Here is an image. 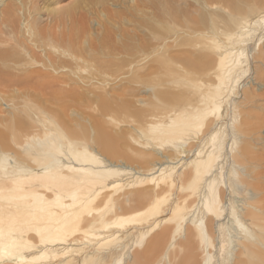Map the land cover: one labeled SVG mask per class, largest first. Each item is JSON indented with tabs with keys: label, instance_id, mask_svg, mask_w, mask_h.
I'll use <instances>...</instances> for the list:
<instances>
[{
	"label": "bare ground",
	"instance_id": "bare-ground-1",
	"mask_svg": "<svg viewBox=\"0 0 264 264\" xmlns=\"http://www.w3.org/2000/svg\"><path fill=\"white\" fill-rule=\"evenodd\" d=\"M62 1L0 0V264H173L182 237L199 264H264L259 128L235 102L264 0Z\"/></svg>",
	"mask_w": 264,
	"mask_h": 264
},
{
	"label": "rangeland",
	"instance_id": "rangeland-1",
	"mask_svg": "<svg viewBox=\"0 0 264 264\" xmlns=\"http://www.w3.org/2000/svg\"><path fill=\"white\" fill-rule=\"evenodd\" d=\"M72 1H74V0H63L62 2H61V4H60V6H63V5H67V4H69V3H71ZM125 2H130L131 0H124ZM151 1V0H150ZM127 2V3H128ZM53 6H49L48 7V9H51ZM117 10L116 11H118L119 9L118 8H116ZM113 10H115V8H113ZM192 11H193V9H192ZM43 12V18L42 19H46L47 18V11L45 10V8H44V10L42 11ZM260 15H262V14H260ZM127 19L129 18L128 16L126 17ZM171 35V34H170ZM251 49L252 50H250V51H248V55H249V58H250V61H251V63H250V74H249V78L245 81V82H243V84H241V86L239 87V93H238V95L235 97V102H236V104L238 105V110H240L241 111V113L243 114V113H246L245 114V116H247V115H251V117H252V119H251V121H252V123L255 125V126H257L258 128H259V131H258V129H257V132H256V134L253 136L254 138H258V140L259 141H255V147L256 148H254V150H255V153L258 155L257 157V163L256 164H253V165H249V168H248V170H250L251 169V171H249L250 172V174H251V177H248V179H247V181L249 182L250 180V182L249 183H254L256 180L255 179H253V177H254V174H255V172L258 174V180H259V185L262 187V188H260L261 189V191H262V196H264V125H262V123L264 124V95L263 96H259V97H256V98H252V100L253 101H247L246 100V98H244V93L245 92H251L252 90L255 92V94L256 95H262L263 93H264V87H263V85L257 80V78H256V73H257V71H258V69H264V67L263 66H261V63H260V61H258L257 59H254V57H256V55H258L259 53H262V54H264V47L262 48V50L258 53L257 52V50H256V47H254V44H252V46H251ZM256 79V80H255ZM259 82V83H258ZM111 84V87H113L115 84H113L112 82L110 83ZM108 88V87H107ZM140 97H144L143 99H149L148 98V95L147 94H142ZM132 100H136L137 98H131ZM151 99V98H150ZM149 99V100H150ZM136 106H138L137 105V103H136ZM131 110H134L133 108L131 109ZM131 110H126V111H124L123 113L121 112H111V116L112 117H114V119H119V121L118 122H120L119 123V126H122L123 128H121V129H126L125 127H127L128 126V124L126 123L127 121L129 122V120L130 121H132L133 120V118L135 117L134 115H135V113H131ZM132 112H134V111H132ZM114 113V114H113ZM126 113H128V114H126ZM130 114V116H132V117H130V116H128ZM117 115V116H116ZM121 115H122V117H121ZM124 115H127V116H124ZM116 117V118H115ZM119 117H121V118H119ZM123 117H125L124 119H122ZM130 117V118H129ZM243 117V116H242ZM121 119V120H120ZM117 121V120H116ZM123 122V123H122ZM125 122V123H124ZM257 124V125H256ZM241 140H243V139H241L240 138V141L239 142H241ZM252 142V141H251ZM253 145H254V142H253ZM237 169L238 170H242V167H237ZM258 170V171H257ZM245 172H243V174H244ZM244 177V176H243ZM253 179V180H252ZM234 190H237V192L238 193H241V192H243V185H241V184H237V183H234ZM251 194H253L252 196H256V194H255V192H251ZM230 193H229V190L228 189H226L225 190V194H224V202L226 203V205H227V203H229L228 202V198H231L230 197ZM235 205L236 206H238L237 207V209L239 210V211H241V212H244V211H246L245 209H246V206L244 205L245 204V202H244V199H243V197L241 196V194L240 195H238L237 194V196L235 197ZM244 207V208H243ZM228 208V207H227ZM225 221V223L227 222V219H225L224 220ZM224 221H221V222H219V223H217V222H213L214 224H207V227L208 228H210V230L208 229V233L212 236V238H214L215 236V238H217L218 237V225H216V223L217 224H220V223H222V222H224ZM249 223V221H245V224H248ZM225 225H230V222H228V224H225ZM210 226V227H209ZM217 226V227H216ZM187 228H186V230L188 229V224H187V226H186ZM251 227H253L252 225H251ZM212 230H213V232H212ZM215 231V232H214ZM212 232V233H211ZM232 237H231V240H234V241H231L230 240V247L232 248V252H233V257L235 258V256H237V254L238 253H235V252H237V251H239V249H240V246L238 245V243H239V241L241 242V240L239 239V235H236V234H234V232L232 233ZM235 235V236H234ZM234 237V238H233ZM236 237V238H235ZM184 237H182L180 240H178L177 239V241L175 242V246H174V248L170 251V258H172L170 261H172L171 263H173V264H180L188 255L187 254H192V253H194V259L192 260V262H194L193 264H199L200 263V260H201V258H200V256H201V251L197 248V242H195L196 241V239L194 238V239H192L191 241L193 242V240H194V242L196 243H193V245H191V246H188V245H182V243L181 242H183L184 241V239H183ZM180 242V243H179ZM191 242V243H192ZM233 242V243H232ZM182 245V246H180V245ZM195 244V245H194ZM186 246H188V247H186ZM195 246V247H194ZM184 247V248H183ZM196 248V249H195ZM175 249V250H174ZM181 250V251H180ZM197 250V251H196ZM176 251V252H175ZM192 253H191V252ZM199 251V252H198ZM198 253V254H197ZM186 254V255H185ZM235 254V255H234ZM161 255V256H160ZM159 255V257H157L155 260L153 259V260H147V262H145L143 259H140V260H138V262L141 264H143V262L142 261H144L145 263L144 264H148V263H151V264H164L165 263V261H164V258H163V252L161 253ZM193 255V254H192ZM161 258H163V259H161ZM180 258V259H179ZM161 259V260H160ZM181 259H182V261H181ZM154 261V262H153ZM130 262V261H129ZM129 262L127 261V263L129 264ZM137 262V263H138ZM178 262V263H177ZM192 262H191V264H192ZM136 263V264H137ZM138 263V264H139ZM130 264H132L131 262H130ZM166 264V263H165Z\"/></svg>",
	"mask_w": 264,
	"mask_h": 264
}]
</instances>
